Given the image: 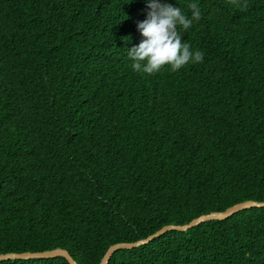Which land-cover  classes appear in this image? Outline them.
Segmentation results:
<instances>
[{"label": "trees", "instance_id": "1", "mask_svg": "<svg viewBox=\"0 0 264 264\" xmlns=\"http://www.w3.org/2000/svg\"><path fill=\"white\" fill-rule=\"evenodd\" d=\"M149 2L0 0V253L99 264L114 243L264 201V0H160L199 6L180 35L204 59L152 75L127 54ZM108 264H264V206Z\"/></svg>", "mask_w": 264, "mask_h": 264}, {"label": "clouds", "instance_id": "2", "mask_svg": "<svg viewBox=\"0 0 264 264\" xmlns=\"http://www.w3.org/2000/svg\"><path fill=\"white\" fill-rule=\"evenodd\" d=\"M230 2L236 4L237 0ZM241 7L243 10L246 5ZM148 8L150 11L147 18L137 25L144 39L127 52L132 61V69L152 75L165 65L170 66V71L176 72L190 63H202L204 53L200 50L193 51L180 35L181 31H188L194 22L201 19L199 6L196 3L187 5L191 12L190 18L180 7L162 3L160 0H150Z\"/></svg>", "mask_w": 264, "mask_h": 264}, {"label": "water", "instance_id": "3", "mask_svg": "<svg viewBox=\"0 0 264 264\" xmlns=\"http://www.w3.org/2000/svg\"><path fill=\"white\" fill-rule=\"evenodd\" d=\"M264 206V201H254V200H244L241 202H237L224 210L221 211H211L209 213L201 214L189 222L185 224H167L153 232L152 234L148 235L143 239H139L132 242H118L110 245L107 250L105 251L104 255L102 256L99 264H108V261L113 254L114 251L120 248H133L138 245H142L148 243L152 239L162 235L168 230H187L191 227H194L204 221L218 219L223 220L227 217L231 216L235 212L249 207H262ZM61 256L64 257L69 264H78L76 260L70 255L69 251L61 248L56 247L53 249H46L42 251H23V252H7V253H0V260L5 259H33V258H52Z\"/></svg>", "mask_w": 264, "mask_h": 264}]
</instances>
